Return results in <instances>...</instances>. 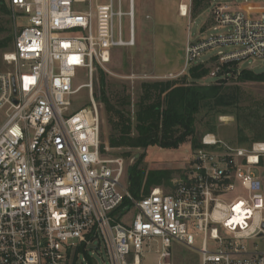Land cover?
I'll return each mask as SVG.
<instances>
[{
	"label": "built area",
	"instance_id": "obj_1",
	"mask_svg": "<svg viewBox=\"0 0 264 264\" xmlns=\"http://www.w3.org/2000/svg\"><path fill=\"white\" fill-rule=\"evenodd\" d=\"M8 1L15 24H28L17 27L0 72V264H69L82 244L103 248L109 264H143L146 250L173 264L175 242L199 252L200 264H264V248L245 243L264 239V190L253 173L264 141L245 148L205 133L171 191L157 186L138 198L123 183L126 161L110 155L94 75L112 48L135 45L134 0L127 11L125 0ZM193 2L179 4L190 23ZM208 7V29L227 32L188 39L186 68L218 46L232 47L218 51L220 64L264 60V3ZM80 69L87 81L76 85ZM83 88L86 104L76 99ZM237 184L245 194L232 196Z\"/></svg>",
	"mask_w": 264,
	"mask_h": 264
},
{
	"label": "rangeland",
	"instance_id": "obj_2",
	"mask_svg": "<svg viewBox=\"0 0 264 264\" xmlns=\"http://www.w3.org/2000/svg\"><path fill=\"white\" fill-rule=\"evenodd\" d=\"M5 2L6 13L0 16V42L4 44L0 47V72L7 70V65L3 61V54L14 49V37L17 27L23 28L28 24L25 17L18 18L15 24V15L9 5L8 0ZM185 0H164L154 2V0H134L135 2V32L136 43L134 46L116 47L111 49L110 61L105 64V68L98 67L94 75V93L99 95L102 92V77L105 78V89L110 96L125 88L130 93L132 101V110L135 109V103L140 97V85L143 81L165 80V79H184L191 81L189 69L185 67V48L188 39L196 40L198 38H208L211 35L222 34L227 32V28L213 30L209 28L208 18L210 7H204V1H194L191 6V23L188 17L179 14L178 4ZM217 1V0H213ZM253 4H263L264 0H248ZM2 2V3H3ZM4 5V4H3ZM128 0H125L123 10L127 11ZM156 11L160 15L157 18ZM127 16L123 17L122 23L124 28L125 39L128 38ZM202 31V27L205 26ZM157 28V29H156ZM232 49L230 46H218L208 49L203 57L204 63L211 69L208 76L197 80L201 84L220 82L224 79L226 87L232 93L239 96V105L229 108L228 113L220 115L216 121L211 119L210 113L202 109L197 114L196 136L200 138L205 133H213L218 138L225 140L233 145L250 148L256 141H264V81H237L236 75L231 71L229 74L218 76V64L220 59L217 56L219 50L228 52ZM216 57L213 61L211 58ZM238 62L236 69H256L264 65V60L248 58L245 60H235ZM231 63V62H230ZM86 69H80L77 73L76 85L83 84L87 81ZM77 101L81 104L89 103L88 91L83 88L78 96ZM103 116V131L108 133V126ZM213 125V130L209 128ZM193 147L190 137L181 143L178 148L165 149L159 146H150L144 148H120L112 150L111 156L123 157L127 165V177L123 178V183L128 186L129 168L135 160L144 154L141 167L146 172L153 169H169L173 171L171 181L168 184H162L166 191L174 188V185L180 181L184 173V167L188 165ZM262 164L253 169V173L260 177L264 190V158ZM154 185L151 187H157ZM245 194L239 184L232 196ZM134 211L131 210L129 215L124 218L128 222L132 219ZM201 239H196V245L200 246ZM245 243L248 247L257 244L264 248V239L258 238L247 240ZM156 248V245L153 246ZM93 258L94 264H109L104 249L99 251L87 250ZM145 261L143 264H157L158 253L155 251L145 252ZM78 260V261H77ZM171 261L173 264H200V253L187 248L186 246L175 242L172 247ZM69 264H89L85 255L80 253L79 259L75 258L74 253L69 257Z\"/></svg>",
	"mask_w": 264,
	"mask_h": 264
},
{
	"label": "trees",
	"instance_id": "obj_3",
	"mask_svg": "<svg viewBox=\"0 0 264 264\" xmlns=\"http://www.w3.org/2000/svg\"><path fill=\"white\" fill-rule=\"evenodd\" d=\"M199 1V0H194ZM204 1V7L209 6V0ZM3 2V1H2ZM0 1V16L6 13L5 2ZM4 4V5H3ZM4 44L0 42V47ZM213 61L216 57L211 58ZM238 62L218 64V76L232 72L237 81H264V73H256L254 69H236ZM211 69L204 63L190 67L186 78L143 81L140 85V97L132 110L130 93L116 92L110 96L105 89V78L102 77V92L95 95L104 108V119L108 126L107 139L111 148H144L159 146L165 149L178 148L187 139L191 140L193 148L200 146L196 136L197 114L205 109L211 119L216 121L220 115L228 113L229 108H236L240 98L229 91L225 80L220 82L201 84L197 80L208 76ZM213 130V125L209 128ZM113 153H110V155ZM144 154L138 157L129 168L130 180L128 188L136 196L146 195L154 185L168 184L173 171L169 169H153L148 172L140 165ZM125 200L121 208H129ZM123 210V212H124ZM84 254L89 264H94L85 245L79 246L74 253Z\"/></svg>",
	"mask_w": 264,
	"mask_h": 264
},
{
	"label": "crops",
	"instance_id": "obj_4",
	"mask_svg": "<svg viewBox=\"0 0 264 264\" xmlns=\"http://www.w3.org/2000/svg\"><path fill=\"white\" fill-rule=\"evenodd\" d=\"M162 1H164V0H154V2H159L158 4L160 5V3L162 2ZM169 1V0H168ZM187 0H185V1H180V3H182V2H186ZM179 3V4H180ZM179 4H178V10H179ZM156 14H157V18H159L160 17V15H162V13L160 14L159 13V11H156ZM157 29V28H156ZM135 35H136V32H135ZM116 48V47H115ZM210 133V132H209ZM263 141V140H262ZM233 145V144H232ZM236 146H238V145H236ZM190 159V158H189ZM183 176H184V173H183ZM159 187H161V188H163L162 187V185H159ZM164 189V188H163ZM165 190V189H164ZM166 191V190H165ZM171 191V190H170Z\"/></svg>",
	"mask_w": 264,
	"mask_h": 264
},
{
	"label": "water",
	"instance_id": "obj_5",
	"mask_svg": "<svg viewBox=\"0 0 264 264\" xmlns=\"http://www.w3.org/2000/svg\"><path fill=\"white\" fill-rule=\"evenodd\" d=\"M256 73H264V65L263 66H261V67H258V68H256L255 70H254ZM129 178V180H130V176L128 177Z\"/></svg>",
	"mask_w": 264,
	"mask_h": 264
}]
</instances>
